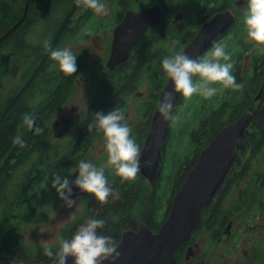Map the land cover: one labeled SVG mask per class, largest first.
<instances>
[{
    "label": "trees",
    "instance_id": "1",
    "mask_svg": "<svg viewBox=\"0 0 264 264\" xmlns=\"http://www.w3.org/2000/svg\"><path fill=\"white\" fill-rule=\"evenodd\" d=\"M103 1L104 0H101V2ZM172 2L174 4H171ZM159 4L162 8L164 17L135 45L130 59L122 63L117 70L114 71L116 74L115 82L113 80L102 81L99 94L93 99L91 104L92 107L96 108H93L95 111H97L98 108V110L102 109L100 111L107 114L116 108H111L110 103L113 101L123 106L124 97L128 96V94L135 89L138 79L143 75L148 77L155 90L159 92L167 82V76L161 66L162 59L173 54V52H178V47L174 46L173 43L175 42L177 45L183 44L181 43L182 38L189 34V30L180 35L168 33V15L172 11L177 10L181 5L186 9H189V6H193L195 9H198V12L205 11L207 2H204V0H161ZM25 5L26 0H0V36L22 17ZM133 5L132 0H116L113 4V23L115 21V24L118 25L128 9L136 10L133 8ZM230 5H232L231 0H214L212 6L206 12L205 18H210L218 11ZM38 8H44L46 12L51 15L52 19L55 20V24L52 30L50 29V35L45 41L37 45H32L26 41V36L38 22V17L33 13V11H38ZM81 8L83 9L82 15H77L74 19L76 13ZM245 11H241L237 14L238 22L235 28L240 33L245 29ZM53 15L55 17H53ZM194 22L199 23V19H195ZM86 25L97 29L103 25V22L98 20L93 10L84 7L82 4L78 6L75 0H29L28 12L25 20L14 32L0 42V53L3 49H9L10 52H12L11 56L28 52V66L23 72L21 82L11 89L0 102V264H47L45 260L47 256L44 254L45 247L41 245L29 247L21 239L20 229L24 223L35 224L44 221L52 210H48V207H50L49 203L51 202V197L54 192L44 193L42 196V194L39 193V188L44 185L46 181H52V177L55 173H59L61 170H69L78 164L82 158V156L79 155V133L76 134L75 141H73L71 146L63 153H60V156L52 161H49L50 159L46 161L43 157L40 162L34 164L35 167L30 169L31 171L28 173L25 183L23 184V182H21L15 185L14 190L18 189L17 193L11 195L9 193V188L16 172L23 165L27 164L33 155L38 154L47 147L45 131L41 135H36L34 130H29L27 126L23 124V115L25 113L32 114L35 117L36 125L43 128L44 124H47L54 114L63 108L70 100L72 89L79 75V62H87L86 52L80 60L79 56H77V72L73 75H66L59 69L55 70L54 66L56 62L50 59V51L45 49L44 43L47 41L50 45V49L62 48V41L65 37H79L77 36L79 34L85 36ZM194 27L196 31L199 25H195ZM228 30L222 35L220 34L219 41L225 40V36L229 32ZM177 38L179 39V43L176 40ZM190 38L191 37L188 39ZM161 41L163 42L160 43ZM241 57L242 51L236 50L232 58L236 60L235 78L238 83H240V79L242 78L240 73L241 65L239 64ZM9 63V58H0V77ZM257 65H263L260 72H256L255 68H257ZM252 67L253 71L248 78L249 85L244 84L242 90L228 89V92L231 90L229 92L230 99H223L218 109L211 110V115L205 116L207 119L210 118L211 121H214V125L218 124L216 129H213L212 134L209 136V143L222 129L223 125L225 126L235 121L247 111L246 109L252 110L253 108L251 107L253 103L258 102V105L252 110L255 114L256 121H254L253 124H255L256 130L248 135L250 140L248 147L251 148V151L247 158V162L240 171L234 172L232 170V166L235 163L234 159V163L231 165L225 177L226 180L229 177L232 178L229 188H226V192L229 196H232L234 193L231 188L233 183L237 186L242 179L249 175L253 167L251 164L252 161L255 160L264 149V90L262 91L261 97L256 100V96L264 83V53L253 60ZM108 76L111 77L110 75ZM193 79L195 80L196 77ZM114 92L116 95H112ZM154 96L156 97L155 103H157L159 93L154 94ZM183 98L184 97L181 95L178 105L173 108L172 114L179 111L178 107L184 102ZM228 107H232L229 114L230 119L227 123H222L220 121L221 116ZM153 108L154 106L148 109V112L151 113L150 116L153 114ZM257 117H259L258 122ZM89 119V116L85 119L86 121L83 123L85 126L89 123ZM169 131L170 126H168L167 133H169ZM17 135L23 138L25 142L24 147L13 144V137ZM167 137L165 138L163 147L165 146ZM241 143L242 140H239L238 147L241 146ZM87 148L88 147H86V149ZM238 153L239 150H237V154ZM54 155L56 156L57 153ZM196 161L192 164L190 169L194 166ZM105 176L112 189L114 187L120 188V197L116 200V205H110L109 207L104 206L110 213L108 212L106 214L101 210L102 212L99 213L97 219H104L106 221L104 232L109 229L108 236L116 240V236H119L120 233L122 235V232L126 230L123 229L125 227L123 222L125 214L131 213L133 205L140 199L141 195L138 193L139 189L136 191L133 189V187L138 184V181L134 180L132 184H128L126 181L116 183L118 182V178L116 180H110L106 173ZM139 176L144 178L141 173ZM157 178L158 180L155 187H157L161 179L160 168L157 172L156 179ZM136 179L139 180L138 178ZM258 180L261 191L258 195L252 197L247 206L251 210L255 209L264 213V173L258 175ZM140 186H143L141 181ZM147 190L149 194L146 199H144L146 200V204L144 201H141L142 204L146 205V210L142 214L143 219L141 222L146 221L151 228L156 227L157 230H159L162 224L157 226L156 222L150 221L153 213L152 209H154L156 188L153 191ZM8 193L13 196L11 202H8ZM246 203L247 199H244V202L238 204L232 211L231 209H223L222 204L216 205L212 204V201H209L206 213L208 214L211 210L212 212L216 210L210 215V218L212 217L210 227L213 226L211 232L212 236L220 234L225 223L232 218L233 212L236 209H240ZM5 205L10 206L6 209ZM54 207L55 204H53V208ZM87 207L88 211H92V209L98 210V207H102V205L101 202L90 194ZM112 211L114 214L111 213ZM78 223L79 219L65 227L62 238L70 239L79 227ZM262 243H264V240ZM58 249L59 247L51 248L53 253H56ZM258 252L264 261V245L258 248Z\"/></svg>",
    "mask_w": 264,
    "mask_h": 264
},
{
    "label": "rangeland",
    "instance_id": "2",
    "mask_svg": "<svg viewBox=\"0 0 264 264\" xmlns=\"http://www.w3.org/2000/svg\"><path fill=\"white\" fill-rule=\"evenodd\" d=\"M115 1L116 0H104L102 2L106 5L108 12L107 15L96 14L98 20L103 22V25L100 26V28L95 29L89 25H86L85 36L79 34L77 35L79 37L69 36L63 39L62 48H70L73 54L76 56H79L82 50L88 49L90 63L86 70L77 76L68 103L57 113H55L47 124H44L43 129L46 133L45 140L47 141V147L45 150L33 155L28 163L23 165L16 172L9 188V193L11 195L17 193L18 189L14 190L15 185L21 182H23V184L25 183L28 173L31 171L30 169L32 167L34 168V164L40 162L41 158L44 157L46 161L47 159L52 161L56 157L60 156L59 154L63 153L69 146H71L73 141H75L77 130L80 127L79 125L81 124V120L83 118L82 115L86 116V110L93 97H95L94 94L99 90L101 78L103 77L105 70L108 68L106 67V61L108 58L106 55V50L108 48L110 49L113 30L114 27L117 26L115 21L113 23V4ZM135 1L136 0H132L134 4L133 8L138 10L141 7H149L153 4H159L161 0ZM231 1L232 5L237 8L238 13L246 10L247 6L239 7V4H235V0ZM171 4L174 3L172 2ZM189 7L191 8V6ZM38 9L36 12L33 11V13H35V15L38 17V22L26 36V41L32 45H37L45 41L50 35V29L52 30V27L55 24V20L52 19L51 15H49L44 8ZM82 13L83 9L81 8L76 13L74 19L77 17V15H82ZM177 13H183L182 17L176 19L175 15H177ZM204 15L205 14L202 13L201 16L205 17ZM53 17L55 16L53 15ZM163 17L164 15L162 18ZM190 17L192 16H190V14L184 7H182V5L177 10L172 11L167 17L168 33L172 35L186 33L190 28ZM196 31L199 30L196 29ZM226 36L230 37V40H233L231 43L227 41L224 42L226 51L231 54V58H233V54L236 52V50L242 51V57L239 61V64L241 65L240 73L242 76V78L240 77V83L242 82L245 85H249L248 78L250 77V66L256 57L264 53V45H258L251 41L247 35L246 27L241 33H237V36H234V32H228ZM188 38L189 34L182 38L181 43L183 44L177 45L175 42L173 43L174 46L178 47V52H182L186 47L184 42H186ZM216 38H218V36ZM216 38L214 40L219 41V38ZM176 40L179 43V39L177 38ZM162 42L163 41L160 43ZM11 54L12 52H10L9 49H3V51L0 53L1 59L7 57L9 58L10 62L0 77V102L2 98L8 94V92H10L11 89L21 82L23 72L28 66V52H23L16 56H11ZM54 68L55 70H58V64H55ZM246 68H248V70H246ZM232 74L235 76L234 68L232 69ZM79 79H81L80 84ZM215 86L220 87L219 85ZM229 92L228 89H223L210 99H205L200 95H193L191 98L187 99L183 98L184 102L179 105V111L177 113L174 112L175 114H172L176 118L175 123L169 121L170 131L167 133L168 137L166 135V143L162 149L158 166V169L160 168L161 179L159 180L157 187H155L158 180L157 178L154 186L152 187L149 180L146 177V180L145 178H142V176L140 177V174L138 173L139 175L137 178L141 181L143 186H140V181L135 179L138 181V184L136 183L137 185H135L133 189L134 191L139 189L138 193L141 195V197L133 205L131 213L125 214L123 221L125 227L123 229H136L139 223H141V220L143 219L142 214L146 210V205L142 204L141 201H144L146 204V200L144 199H146L149 194L147 189L151 190L152 188L153 189L151 191L155 190L156 188V198L150 221L156 222L157 226L162 224V222L168 216L175 194L178 192L177 190L184 182L187 174L189 173L190 167L196 161L197 156H199L202 149L208 143L209 136L212 134L213 129H216V126L218 125H214V121H211L210 118L207 119L205 116L211 115V110L218 109L223 99L229 100ZM157 93H160V91L158 92V90H155L148 77L143 75L138 79L137 86L133 90V94L124 97L123 106L117 103V106L122 109L125 114L124 122L127 123L131 129L136 127V124L139 122V120H142L143 124L141 128H145L147 124L149 130V126L152 122V116H150L151 113L148 111L146 112V110L151 109L154 106L156 102V97L154 94ZM147 97L148 99L145 110L144 101ZM178 102L179 100L177 101L175 107L178 105ZM257 105L258 102H254L251 108L254 109ZM231 108L232 107H228L222 114L220 119L222 123H227L229 121ZM61 115L70 116L74 121L69 131H66V133L60 137H57L55 135L56 130L53 126V121ZM258 120L259 117H257V122ZM254 121H256V119L255 114L253 113V118L250 125L240 138L242 143L237 149L239 150V153L236 155L235 163L233 162L234 164L232 166V170L234 172L240 171L247 162V158L251 151V148L248 147L250 143L248 135L249 133H252L256 130V126L253 124ZM132 133L133 132H131V135ZM133 136L141 137V134L137 132L133 134ZM136 143L139 144L140 149H142L141 139ZM105 145L106 142L103 133L99 132L93 147L88 149L85 148V151L87 152L84 153V156L87 162L93 163L96 167L99 168L103 166L104 172L109 173L111 177H119L116 174L114 166H111L107 163L108 154L106 152ZM55 153H57L56 156L54 155ZM251 164L253 167L249 175L242 179V181L237 186L234 185L235 183H233L231 188L233 189L234 193L232 196H229V194L226 192V188H229L230 181L232 179L229 177L227 180L225 179V181H223L220 189L211 199L212 204H222L223 209H231L232 211L237 207L238 204L244 202V199H247V203L244 204L240 209H236L232 215V220L234 223L233 232H236V237L227 238L224 234L222 235V239L216 240L210 235L209 230L207 229L208 222L211 223L212 217L210 218V215H212V213H214L216 210L213 212L211 210L208 214L206 213V216L202 220V233L200 234L198 251L200 252V256L202 255L208 260L209 264H249L251 262L255 264H264V261L258 252V248L264 245V243H262L264 240V213L255 209L251 210L247 206L252 197L254 195H258L261 191L258 175L260 173H264V149L260 155H258V157L252 161ZM76 167L77 165L69 170H61L59 174L63 177H68L69 171L73 172ZM69 178H71V176ZM133 181H126V183L132 184ZM51 183L52 181H46L44 185L39 188V193L42 194V196L44 193L54 192L51 197V202L49 203L50 207H48V210H52L48 216L44 221L39 223H24L21 226V239L29 247L41 245L43 247L52 249L57 248L60 246L59 242L62 238V233L65 227L74 223L78 219L79 226L88 218L97 219V217H99V213L102 211L106 214L109 212V210L107 211L104 206L98 207V210L92 209V211H88L87 204L89 202L90 196L88 193L85 195L86 197L78 196L75 200V205L69 208L59 198L56 190L51 187ZM9 193L8 202H11L13 200V196H11ZM114 193L115 195L109 196L106 203L107 207L117 204L116 200H118L120 197V188L114 191ZM53 204H55L54 208ZM9 206L10 205H5L6 209ZM111 213L114 214L113 211ZM151 230L156 232L157 228L153 227ZM104 235H109V229L104 232ZM116 237L117 238L115 242L118 244L121 239V233ZM55 259L56 256L55 253H53L52 257L47 256L45 260L47 261V264H54Z\"/></svg>",
    "mask_w": 264,
    "mask_h": 264
},
{
    "label": "clouds",
    "instance_id": "3",
    "mask_svg": "<svg viewBox=\"0 0 264 264\" xmlns=\"http://www.w3.org/2000/svg\"><path fill=\"white\" fill-rule=\"evenodd\" d=\"M75 3L91 9L97 15H107L108 9L101 0H75ZM247 10L244 12V24L249 39L258 45H264V0H246ZM46 50L50 51V59L56 62L59 70L66 75L77 72V56L70 48L50 49L49 43H44ZM231 54L226 51L223 41H214L210 49L203 55L193 58L183 52H173L161 61L162 69L167 78L172 82L173 91H166L163 98L158 101V111L161 118L167 122L175 123L172 115L173 92L179 93L184 98L200 95L205 99L214 97L223 89L242 90L243 83H238L232 74L233 62ZM223 61V62H221ZM194 77L198 79L194 80ZM219 85L220 87H216ZM23 124L29 130H34L36 135H41L44 129L36 125L32 114L23 115ZM125 121L122 109L116 107L107 114L97 112L93 123L89 124L88 131L94 129L102 132L106 142L108 154L107 163L114 166L116 174L122 182L133 181L141 171V149L135 138L131 137L132 129ZM13 144L20 147L25 142L20 135L13 137ZM147 163V162H145ZM78 176L74 181L68 177L55 173L52 177L51 187L56 190L64 204L71 208L76 201L72 197L71 184H75L81 191L93 195L99 202L107 203L110 195H115L105 176L104 168L96 167L91 162L80 160L76 167ZM104 219L88 218L79 225L70 239H60V246L55 253L54 264H67L69 257L74 258V264H112L119 259L118 246L111 236L102 234L97 230L105 227ZM44 254L53 256L51 248L45 247Z\"/></svg>",
    "mask_w": 264,
    "mask_h": 264
},
{
    "label": "water",
    "instance_id": "4",
    "mask_svg": "<svg viewBox=\"0 0 264 264\" xmlns=\"http://www.w3.org/2000/svg\"><path fill=\"white\" fill-rule=\"evenodd\" d=\"M236 3L242 5L246 3V0H237ZM28 6L29 0H26L22 17L0 36V42L14 32L25 20ZM162 13L159 4L126 11L121 22L113 30L111 53L107 62L110 69L115 68L130 57L135 45L144 38L150 28L160 22ZM181 17L182 14H177L175 18ZM235 22L236 15L231 9L216 13L201 26L198 34L182 52L193 58L199 57L217 36L226 32ZM173 88L172 82L168 79L161 91L159 101L166 91L171 92ZM263 90L264 83L256 96V100L261 97ZM173 96L174 108L180 94L173 92ZM252 118V111L247 110L235 121L223 126L202 149L195 165L176 193L168 216L158 231L154 232L144 222L136 230L126 229L122 232L121 240L117 244L120 257L114 264H173L179 249L189 237L209 200L216 194L224 181L237 155L239 140L246 132ZM63 121L68 130L72 123L71 119L63 117ZM58 124V120L53 122L55 129ZM168 126L169 121L165 122L161 118L157 104L140 158V173L149 180L152 187L157 177ZM55 135L60 137L63 133H59L57 129ZM75 172L76 170L71 175L72 181L78 176V172ZM70 186L72 187L71 198L73 200L79 195L86 194L74 183ZM97 231L100 232L101 230L98 229ZM67 264H74V258L69 257ZM104 264H112V262L105 261Z\"/></svg>",
    "mask_w": 264,
    "mask_h": 264
},
{
    "label": "flooded vegetation",
    "instance_id": "5",
    "mask_svg": "<svg viewBox=\"0 0 264 264\" xmlns=\"http://www.w3.org/2000/svg\"><path fill=\"white\" fill-rule=\"evenodd\" d=\"M219 1V0H218ZM221 1V0H220ZM204 2H207V4L205 5V8H206V10L205 11H199L198 12V9H195L193 6L190 8V9H186L187 10V12L190 14V16H192V17H190V28H189V37H191L190 39H188L186 42H185V46L198 34V32L199 31H196L195 32V25L197 26V25H199V27L201 28V26L206 22V21H208L210 18H212V16L210 17V18H206L205 20H203V18H205L206 17V12H207V10L208 9H210V7L212 6V4H213V2H214V0H204ZM237 0H235V4L236 5H238L237 3ZM153 5H155V4H153ZM153 5H151V6H153ZM160 5V4H159ZM239 7H244V6H247V3H245V4H239L238 5ZM150 7V6H149ZM197 8H198V6H197ZM227 9H231L233 12H234V14L236 15V23L233 25V26H231L230 28H229V32H234V36H237V33H239L238 32V30H236V24H237V22H238V17H237V14H238V11H237V8L235 7V6H233V5H230V6H227V7H225L223 10H221V11H224V10H227ZM221 11H218V12H221ZM217 12V13H218ZM202 13H204L205 15V17H202L201 15H202ZM163 14V13H162ZM177 14H179V13H177ZM216 14V13H215ZM214 14V15H215ZM182 15H183V13H182ZM163 16V15H162ZM195 19H199V23L197 22V23H195L194 22V20ZM203 20V21H202ZM197 28V30H200V28ZM115 28V27H114ZM151 29V28H150ZM149 29V30H150ZM148 30V31H149ZM147 34V33H146ZM222 35V34H221ZM221 35H219L218 36V38L221 36ZM226 38H225V40L223 41V42H225V41H227V42H233V40H230V37H228V36H225ZM218 38H216V39H218ZM112 41H113V37H112ZM112 41H111V44H110V49L108 48L107 50H106V55H107V61H106V67H108L107 66V62H108V60H109V57H110V53H111V47H112ZM215 41V40H214ZM212 46V44L210 45V46H208L205 50H203L202 51V53L199 55V57L200 56H203L209 49H210V47ZM133 51H134V48H133V50H132V52H131V55H130V57L132 56V53H133ZM87 53V62H83V61H81V62H79V75L80 74H82L85 70H86V68L88 67V65H89V63H90V59H89V50L88 49H84V50H82L81 51V53L79 54V60L82 58V56L84 55V53ZM234 55V54H233ZM130 57L127 59V60H129L130 59ZM126 60V61H127ZM126 61H124V62H126ZM124 62H122V63H124ZM231 62H233V68L234 69H236V60L235 59H232L231 60ZM122 63H119L115 68H113V69H110L109 67L105 70V72H104V74H103V77L101 78V81H100V85H101V83H102V81H104V80H113L114 82H115V80H116V74H115V72L114 71H116L117 70V68L122 64ZM252 65H253V62H252ZM252 65L250 66V73H252V71H253V67H252ZM263 65H257V68H255L256 69V72H260V70H261V67H262ZM246 70H248V68H246ZM108 75H110L111 77H109ZM141 78V77H140ZM196 79H198V77H196ZM195 79V80H196ZM263 79H264V74H263ZM167 81H168V78H167ZM81 83V79H79V84ZM165 86V85H164ZM164 88V87H163ZM162 88V89H163ZM162 89L160 90V93H159V97H160V95H161V91H162ZM99 90H100V88H99ZM99 90L94 94V96L95 97H97L98 96V94H99ZM131 94H133V91L130 93V94H128V96H130ZM112 95H116L115 94V92L112 94ZM95 97H93V99L95 98ZM125 97H127V96H125ZM93 99H92V101H93ZM147 99H148V97L145 99V106H144V108H145V110H146V102H147ZM92 101L90 102V105L88 106V108H87V110H86V116H84V115H82L83 116V118H82V120H81V124L79 125L80 127L78 128V130H77V133H79V149L80 148H82V149H80L79 150V155L80 156H82V158L80 159V160H84V161H86L87 162V160H86V158H85V156H84V153H86L87 151H85V148L86 147H88V148H91V147H93V145H94V143H95V139L98 137V133H99V131H97V130H93L91 133H89V131H88V126H89V124H91V123H93V119H94V115L97 113V112H101L100 110H102V109H100V110H98V108H97V111H95V107H92L91 106V104H92ZM158 101H159V98H158ZM158 101H157V103H155L154 104V112H155V109H156V106H157V104H158ZM111 104V108L113 107H118L117 106V103L115 102V101H113V102H111L110 103ZM93 108H95V109H93ZM148 110H146V112H147ZM154 112H153V114H154ZM90 114H91V116H90ZM153 114H152V117H153ZM90 117V119H89V123L88 124H86V126L83 124V123H85V119L87 118V117ZM63 117H68V118H70L71 119V121H72V123H71V126H72V124H73V119H72V117H70V116H66V115H61L60 117H58V118H56L55 120H58L59 121V124H58V126H57V128L55 129L56 131H57V129H58V132L60 133H63V134H65L66 133V131H69L70 129H71V126H70V128L67 130L66 128H65V124H64V121H63ZM152 117H151V121H152ZM54 120V121H55ZM53 121V122H54ZM152 123V122H151ZM142 120H139V122L136 124V127H134V128H132V135H131V137H133V138H135V140H136V142H139V140L141 139V144H142V147H143V145H144V143H145V140H146V137H147V134H148V126H147V124H146V126H145V128H141V126H142ZM150 126H151V124H150ZM150 126H149V129H150ZM137 132H139V134H141V137L140 136H137V137H135V136H133V134H135V133H137ZM87 148V149H88ZM142 150V149H141ZM198 158V157H197ZM195 165V164H194ZM192 169V168H191ZM190 169V170H191ZM106 173V175H107V177L110 179V180H116L117 178H118V182H116V183H119V182H122V180H121V178L120 177H116V178H113V177H111L110 175H109V173H107V172H105ZM140 174V173H139ZM188 175V174H187ZM187 177V176H186ZM145 178V177H144ZM186 179V178H185ZM145 180H146V178H145ZM185 181V180H184ZM184 183V182H183ZM182 183V184H183ZM181 187V186H180ZM117 189H119V187H114L113 188V191H116ZM180 189V188H179ZM178 189V190H179ZM177 190V191H178ZM177 193V192H176ZM217 193V192H216ZM85 195H87V193L86 194H84V195H79V196H85ZM176 195V194H175ZM86 197V196H85ZM77 198H75L74 200H76ZM212 199V198H211ZM211 199L209 200V201H211ZM209 203V202H208ZM101 205L102 206H107L106 205V203H101ZM206 208H207V206L205 207V209L203 210V212H202V214H201V216H200V218L198 219V221H197V223H196V225L194 226V228H193V230H192V232L190 233V235H189V237L187 238V240L183 243V245L181 246V248L179 249V252H178V254L176 255V258H175V260H174V262H173V264H209V262H208V260L206 259V258H204L202 255L200 256V252L198 251V249H199V239H200V234L202 233V227H201V223H202V220L204 219V217L206 216ZM233 217L228 221V222H226L225 223V225L223 226V228L221 229V232H220V234H218V235H216V236H212V227H210V223L208 222V230H209V233H210V235L214 238V239H216V240H220V239H222V235H226V237L227 238H230V237H236V232H233V226H234V223H233ZM147 223L148 225H149V223L148 222H146V221H142L141 223ZM141 223H139V225L141 224ZM139 225H138V227H139ZM138 227L136 228V229H138ZM149 227H150V225H149ZM161 227V226H160ZM127 229H132V228H127ZM136 229H134V230H136ZM158 231V230H157ZM101 232H102V234H103V232H104V228L101 230ZM122 236V235H121ZM260 257H261V255H260ZM249 264H255V263H253V262H251V263H249Z\"/></svg>",
    "mask_w": 264,
    "mask_h": 264
}]
</instances>
